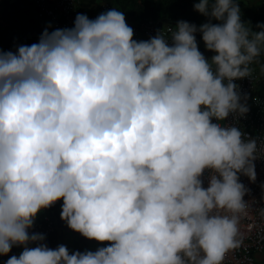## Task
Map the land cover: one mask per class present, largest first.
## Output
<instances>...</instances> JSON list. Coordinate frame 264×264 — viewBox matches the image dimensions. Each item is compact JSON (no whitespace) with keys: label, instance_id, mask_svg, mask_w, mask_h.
<instances>
[{"label":"clouds","instance_id":"1","mask_svg":"<svg viewBox=\"0 0 264 264\" xmlns=\"http://www.w3.org/2000/svg\"><path fill=\"white\" fill-rule=\"evenodd\" d=\"M194 8L209 21H178L171 45L134 40L113 8L0 51V255L24 246L5 264H224L241 247L239 176L255 181L262 149L219 122L248 111L233 81L264 54V24L249 29L237 0ZM61 199L70 229L108 245L70 253L30 234Z\"/></svg>","mask_w":264,"mask_h":264},{"label":"built area","instance_id":"2","mask_svg":"<svg viewBox=\"0 0 264 264\" xmlns=\"http://www.w3.org/2000/svg\"><path fill=\"white\" fill-rule=\"evenodd\" d=\"M81 0H37L39 6V18L50 21L53 29L71 28L77 14H86L90 19H95L99 14L110 10L106 4H100L95 12L80 10ZM126 23L133 29V39L146 41L157 34L165 36L171 45V30L175 26L170 22H163L156 18H146L134 22L125 16ZM251 76L234 80L241 94V102L246 103L248 111L244 115L230 113L226 120L219 122L223 126H236L245 134L246 138L257 140L258 147L262 149L254 161L256 179L250 181L246 175L240 174L239 179L249 190L245 195V201L251 205L249 215L242 217L240 230L242 235L241 247L229 252L224 264H264V217L260 214V208L264 207V92L258 93L260 84L259 74L255 67H251ZM247 94V100L243 99ZM213 122H218L215 119ZM210 170L206 169L201 177L203 186L208 187ZM59 225L55 217L45 214L34 220L29 233H43L45 238L58 231ZM16 246V245H14ZM13 246V247H14Z\"/></svg>","mask_w":264,"mask_h":264},{"label":"trees","instance_id":"3","mask_svg":"<svg viewBox=\"0 0 264 264\" xmlns=\"http://www.w3.org/2000/svg\"><path fill=\"white\" fill-rule=\"evenodd\" d=\"M196 2L198 0H81L79 8L80 10L93 13L99 9L100 4H106L110 9L116 8L122 11L124 16L134 22L152 17L163 22H170L175 27L178 21H187L199 28L200 25L209 21V17L195 10L194 4ZM237 3L240 7L241 21L252 31H261L257 26L264 24V10L253 8L245 0H237ZM0 21L6 25L0 42L8 51L16 50L20 43L28 46L33 43H38L41 35L45 31L44 25L39 18L37 0H0ZM211 22L221 23V21L215 19H212ZM194 35L199 51L210 61L215 53L206 49L205 43L202 40V33L197 31ZM262 65H264V54L257 57L249 65L250 68L255 67L259 74L260 84L257 90L258 93L264 92V72L261 70ZM55 204L42 209L35 219H39L45 214L56 218L54 213ZM57 233L58 231L50 234L42 243L52 248L56 243ZM79 237H81L84 243H97L99 248L108 245V242L101 243L96 240H90L83 235ZM12 255L18 256L14 247H12L7 255H0V264H4Z\"/></svg>","mask_w":264,"mask_h":264},{"label":"crops","instance_id":"4","mask_svg":"<svg viewBox=\"0 0 264 264\" xmlns=\"http://www.w3.org/2000/svg\"><path fill=\"white\" fill-rule=\"evenodd\" d=\"M245 1L249 2L252 5V7L255 9L264 10V0H245ZM40 21L44 25V30L47 29V31H49V32L53 31V27H52L49 20L40 19ZM5 28H6V25L2 21H0V39H1L2 33L5 30ZM21 45H25V44L20 43L18 45V47ZM16 50H14L13 52H15ZM0 51H5V52L8 51L7 48L2 46L1 42H0ZM62 203H63V200L61 199V200L57 201L56 204L54 205L55 211L54 210L53 211H54L55 216L57 218V221L59 223V229H58V233H57L56 243L52 248L55 249L58 245L63 244V245L67 246L70 253L73 251H77V250H79V251H84V250L95 251L96 249H98L99 246L97 243H92V242L84 243L81 240V237H79L82 235L79 232H76V231H73L72 229H70L67 226L66 221H64L60 218ZM37 243H40V242H37ZM37 243H29L27 246L28 247H35V246H37ZM23 247L24 246H22V245L21 246H14L18 255L23 251Z\"/></svg>","mask_w":264,"mask_h":264}]
</instances>
